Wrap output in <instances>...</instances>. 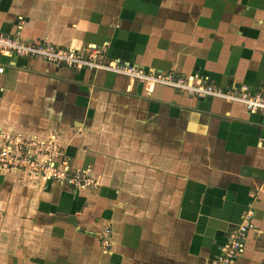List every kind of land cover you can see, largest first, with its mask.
Returning <instances> with one entry per match:
<instances>
[{"label": "crops", "instance_id": "crops-1", "mask_svg": "<svg viewBox=\"0 0 264 264\" xmlns=\"http://www.w3.org/2000/svg\"><path fill=\"white\" fill-rule=\"evenodd\" d=\"M0 33L225 90L264 83V0H0ZM0 68V131L53 139L92 179L0 169V264H219L250 213L233 264H264L261 113L16 54Z\"/></svg>", "mask_w": 264, "mask_h": 264}, {"label": "built area", "instance_id": "built-area-1", "mask_svg": "<svg viewBox=\"0 0 264 264\" xmlns=\"http://www.w3.org/2000/svg\"><path fill=\"white\" fill-rule=\"evenodd\" d=\"M0 53L40 59L72 69L110 71L141 83L177 88L200 99L220 98L241 103L250 113H261L264 116V83L256 91H252L248 86L225 90L204 82L198 74L185 78L161 71L148 72L134 65L105 61L103 53L98 50L64 49L42 41L30 42L18 35L4 33H0ZM2 72L3 68H0V73ZM52 140L38 141L0 131V169L24 172L35 178V181L45 179L75 189H83L91 185L92 179L88 172L70 171L67 157L61 155L65 153L58 151ZM253 226L252 213H250L243 223L230 233L229 241L222 248L219 256V264H233L235 258L242 253L247 234ZM110 236L111 231L106 228L102 239V245L106 249L110 246Z\"/></svg>", "mask_w": 264, "mask_h": 264}]
</instances>
